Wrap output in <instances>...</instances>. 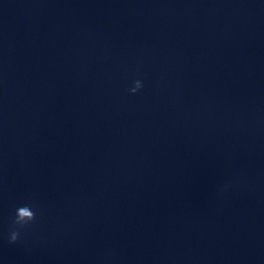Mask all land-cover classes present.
Wrapping results in <instances>:
<instances>
[{
  "label": "clouds",
  "instance_id": "obj_1",
  "mask_svg": "<svg viewBox=\"0 0 264 264\" xmlns=\"http://www.w3.org/2000/svg\"><path fill=\"white\" fill-rule=\"evenodd\" d=\"M142 88L140 81H135V86L130 89V92L135 94L138 90ZM35 219V213L32 210L31 205L19 206L15 210V215L13 219V230L9 235V242L15 243L20 235V229H23L25 226L33 222Z\"/></svg>",
  "mask_w": 264,
  "mask_h": 264
}]
</instances>
